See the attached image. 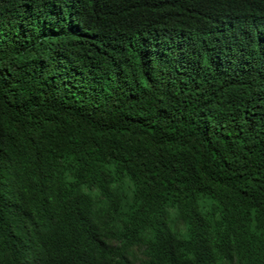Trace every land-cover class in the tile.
<instances>
[{
	"label": "trees",
	"instance_id": "16d2710c",
	"mask_svg": "<svg viewBox=\"0 0 264 264\" xmlns=\"http://www.w3.org/2000/svg\"><path fill=\"white\" fill-rule=\"evenodd\" d=\"M0 264H264V0H0Z\"/></svg>",
	"mask_w": 264,
	"mask_h": 264
}]
</instances>
